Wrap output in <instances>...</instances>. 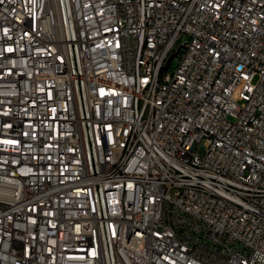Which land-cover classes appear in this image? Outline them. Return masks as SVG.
Instances as JSON below:
<instances>
[{
	"label": "built area",
	"instance_id": "obj_1",
	"mask_svg": "<svg viewBox=\"0 0 264 264\" xmlns=\"http://www.w3.org/2000/svg\"><path fill=\"white\" fill-rule=\"evenodd\" d=\"M0 264H264V0H0Z\"/></svg>",
	"mask_w": 264,
	"mask_h": 264
},
{
	"label": "rangeland",
	"instance_id": "obj_2",
	"mask_svg": "<svg viewBox=\"0 0 264 264\" xmlns=\"http://www.w3.org/2000/svg\"><path fill=\"white\" fill-rule=\"evenodd\" d=\"M175 65H176V60H174V61L172 62L170 69L172 70V69L175 67Z\"/></svg>",
	"mask_w": 264,
	"mask_h": 264
},
{
	"label": "water",
	"instance_id": "obj_3",
	"mask_svg": "<svg viewBox=\"0 0 264 264\" xmlns=\"http://www.w3.org/2000/svg\"><path fill=\"white\" fill-rule=\"evenodd\" d=\"M173 57H174V54H172V55L170 56V58H169V60H168V65L171 63ZM166 67H167V66H166Z\"/></svg>",
	"mask_w": 264,
	"mask_h": 264
}]
</instances>
